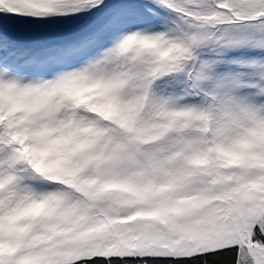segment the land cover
<instances>
[{
	"label": "snow or ice",
	"instance_id": "6c2138e0",
	"mask_svg": "<svg viewBox=\"0 0 264 264\" xmlns=\"http://www.w3.org/2000/svg\"><path fill=\"white\" fill-rule=\"evenodd\" d=\"M0 264H264V0H0Z\"/></svg>",
	"mask_w": 264,
	"mask_h": 264
}]
</instances>
